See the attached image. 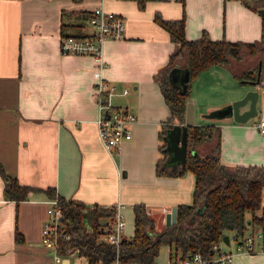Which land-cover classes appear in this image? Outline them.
Returning <instances> with one entry per match:
<instances>
[{
    "label": "crops",
    "instance_id": "crops-1",
    "mask_svg": "<svg viewBox=\"0 0 264 264\" xmlns=\"http://www.w3.org/2000/svg\"><path fill=\"white\" fill-rule=\"evenodd\" d=\"M100 4L122 16L126 26L122 39L103 45L102 76L118 89L110 105L136 118L130 140L116 154L106 150L97 133L94 60L62 54L59 47L63 36L88 34V13ZM155 13L166 20L184 15L188 40L205 32L213 40L251 43L262 35L261 16L238 0H146L143 8L135 0H0V164L20 185L33 189L17 203L5 200L0 178V264H87L77 251L61 255L41 242L51 200L44 190L50 187L86 207L123 204V238L128 239L134 230V204L145 206L157 231L166 227L165 215L172 207L191 204L192 173L173 177L155 171L162 157L159 134L170 113L154 77L177 50L154 21ZM261 58L258 51L228 65L210 66L190 82L184 125H218L220 160L228 166H264V128H257L264 122V82L255 88L234 78L258 66ZM249 89L259 92L256 118L239 124L232 118L206 117ZM159 251L164 252L160 257ZM158 254L155 264L171 258L167 245ZM231 264H264V253L237 255Z\"/></svg>",
    "mask_w": 264,
    "mask_h": 264
},
{
    "label": "trees",
    "instance_id": "trees-1",
    "mask_svg": "<svg viewBox=\"0 0 264 264\" xmlns=\"http://www.w3.org/2000/svg\"><path fill=\"white\" fill-rule=\"evenodd\" d=\"M78 2L80 0H72ZM139 8L146 0H135ZM246 8L258 13L264 9V0H238ZM84 13H87L84 11ZM262 35L258 42L244 43L225 39L213 40L205 32L194 40L184 34V15L181 19L166 20L159 13L153 19L177 45L170 55L160 76H155L164 102L169 109V118L162 128L159 147L162 157L155 166L158 176H182L186 172L194 175V190L191 204H180L176 208V223L157 231L152 218L143 204H134V230L131 238H123L115 246L100 236H107L114 208L93 205L65 199L55 188L44 190L48 198L55 199L61 209V231L68 235L58 241L57 250L61 255L77 251L85 257L87 264H111L117 258L120 264H155L154 259L161 246L170 248V256L188 255L200 252L212 256L211 246L221 241L223 235L239 237L254 228L262 232L264 241V207L261 195L264 191V166H228L220 160V127L214 124L186 125L188 151L206 141L214 146L206 155H192L188 152L185 164H167L165 135L174 124H184L185 100L189 94L190 82L202 71L213 65H228L243 58L245 52L255 55L264 48V15ZM182 66L188 70L187 91L181 95L170 87L168 73L173 67ZM240 84L251 86L257 79V66L235 73ZM261 84V83H260ZM0 178L3 182V198L15 203L24 200L33 189L20 185L17 179L6 174L0 164ZM260 210L259 216L255 212Z\"/></svg>",
    "mask_w": 264,
    "mask_h": 264
},
{
    "label": "built area",
    "instance_id": "built-area-1",
    "mask_svg": "<svg viewBox=\"0 0 264 264\" xmlns=\"http://www.w3.org/2000/svg\"><path fill=\"white\" fill-rule=\"evenodd\" d=\"M102 2L104 0H97ZM87 23L89 32L85 36H63L60 38L59 47L62 54L90 56L95 62L93 69V93L98 106V117L96 119L97 133L100 141L106 150L118 153L121 145L131 138V125L135 122V116L125 109L111 108L110 98L117 94L118 89L114 84L106 81L102 76L105 69V62L102 58L103 45L106 40L122 39L125 35V20L122 16L105 10L98 5L88 13ZM127 92L122 89V94ZM257 128L263 132L264 122L257 123ZM47 214L49 219L41 226V242L48 248L57 249L58 241L68 238V235L61 231L62 212L55 199L49 200ZM114 215L106 241L118 249L123 239L125 229V217L123 215L124 205L117 203L113 206ZM221 240L211 246L212 256H204L200 252H193L188 255H175L166 264H231L237 255H254L264 253V241L262 232L258 228L252 229L243 236L235 234L228 235V245L233 244L232 251L222 249ZM111 264H120L116 258ZM127 264H136L130 262Z\"/></svg>",
    "mask_w": 264,
    "mask_h": 264
},
{
    "label": "water",
    "instance_id": "water-1",
    "mask_svg": "<svg viewBox=\"0 0 264 264\" xmlns=\"http://www.w3.org/2000/svg\"><path fill=\"white\" fill-rule=\"evenodd\" d=\"M258 13L264 15V9H259ZM189 80L188 70L185 67H173L168 73V82L171 88L176 89L181 95L187 91ZM264 82V48L262 49V58L257 66V79L251 86L258 87ZM259 92L256 89H249L244 95L229 104L217 109L211 110L206 114L207 118L223 119L232 118L236 123L243 124L256 118L258 114L257 102ZM166 146L164 151L167 153V164L184 165L188 152L194 156L197 155L195 149L188 151L187 146V126L174 124L168 128L165 135ZM176 223V207H172L170 212L165 215V226L168 227ZM221 240L227 244L228 235H223Z\"/></svg>",
    "mask_w": 264,
    "mask_h": 264
},
{
    "label": "rangeland",
    "instance_id": "rangeland-1",
    "mask_svg": "<svg viewBox=\"0 0 264 264\" xmlns=\"http://www.w3.org/2000/svg\"><path fill=\"white\" fill-rule=\"evenodd\" d=\"M246 54H247V52H245V54H244V56H246ZM261 60V59H260ZM259 60V61H260ZM258 61V62H259ZM239 65H241L239 62H237ZM182 67V66H181ZM247 67V66H246ZM254 119V118H253ZM200 145V144H199ZM213 145H214V141H206V142H203V143H201V146H199V151H196V153L198 154V155H201V156H203V155H206V154H208L209 152H210V150H211V148H213ZM100 240H103V241H105L106 239H105V236L104 235H101L100 236ZM221 246H222V249L223 250H225V251H232L233 249H234V245H232L229 249L227 248L228 247V245H226V244H221ZM162 254H164V252L163 251H159V254H158V257H160Z\"/></svg>",
    "mask_w": 264,
    "mask_h": 264
}]
</instances>
